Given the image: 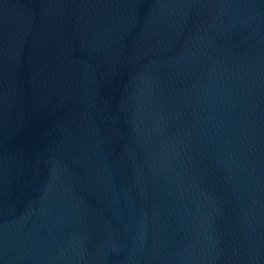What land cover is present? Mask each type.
Wrapping results in <instances>:
<instances>
[{"label": "water", "instance_id": "95a60500", "mask_svg": "<svg viewBox=\"0 0 264 264\" xmlns=\"http://www.w3.org/2000/svg\"><path fill=\"white\" fill-rule=\"evenodd\" d=\"M0 264H264V0H0Z\"/></svg>", "mask_w": 264, "mask_h": 264}]
</instances>
